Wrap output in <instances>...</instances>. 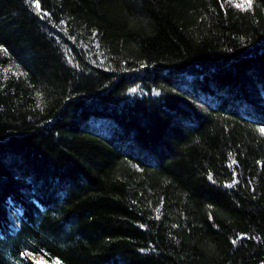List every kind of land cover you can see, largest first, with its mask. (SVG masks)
Returning <instances> with one entry per match:
<instances>
[{
  "label": "trees",
  "instance_id": "obj_1",
  "mask_svg": "<svg viewBox=\"0 0 264 264\" xmlns=\"http://www.w3.org/2000/svg\"><path fill=\"white\" fill-rule=\"evenodd\" d=\"M261 128L264 0H0V264H264Z\"/></svg>",
  "mask_w": 264,
  "mask_h": 264
},
{
  "label": "snow or ice",
  "instance_id": "obj_2",
  "mask_svg": "<svg viewBox=\"0 0 264 264\" xmlns=\"http://www.w3.org/2000/svg\"><path fill=\"white\" fill-rule=\"evenodd\" d=\"M253 2H254V0H243L242 3H237V4H235V7L240 8V9H245V10H247V9H251V8L253 7ZM35 7L37 8V10H39V9H40V4L37 2L36 5H35ZM260 132H261V133H264V128H261V129H260ZM232 163L235 164V163H236L235 160H233ZM208 178L211 180V179H212V176L209 175ZM236 184H237V180L234 179V180L232 181V183L229 184V185H227V186H228L229 188H231V187H234ZM236 242H237L236 240H233V243H234V244H235ZM54 264H61V262H60L59 260H57V261L54 262Z\"/></svg>",
  "mask_w": 264,
  "mask_h": 264
},
{
  "label": "rangeland",
  "instance_id": "obj_3",
  "mask_svg": "<svg viewBox=\"0 0 264 264\" xmlns=\"http://www.w3.org/2000/svg\"><path fill=\"white\" fill-rule=\"evenodd\" d=\"M230 4H237V3H242L243 0H227ZM13 204L10 205L9 209L12 213H15L18 211V209L15 206H12ZM34 259H36L39 264H54L55 261L53 262H48L44 258H42L40 255H31Z\"/></svg>",
  "mask_w": 264,
  "mask_h": 264
},
{
  "label": "bare ground",
  "instance_id": "obj_4",
  "mask_svg": "<svg viewBox=\"0 0 264 264\" xmlns=\"http://www.w3.org/2000/svg\"><path fill=\"white\" fill-rule=\"evenodd\" d=\"M18 209V208H17ZM18 211H19V209H18Z\"/></svg>",
  "mask_w": 264,
  "mask_h": 264
}]
</instances>
